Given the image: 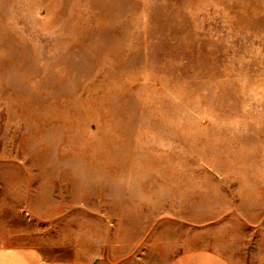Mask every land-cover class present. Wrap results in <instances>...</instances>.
Returning a JSON list of instances; mask_svg holds the SVG:
<instances>
[{"label": "rangeland", "instance_id": "374dc122", "mask_svg": "<svg viewBox=\"0 0 264 264\" xmlns=\"http://www.w3.org/2000/svg\"><path fill=\"white\" fill-rule=\"evenodd\" d=\"M0 246L264 264V0H0Z\"/></svg>", "mask_w": 264, "mask_h": 264}, {"label": "crops", "instance_id": "0c3cea01", "mask_svg": "<svg viewBox=\"0 0 264 264\" xmlns=\"http://www.w3.org/2000/svg\"><path fill=\"white\" fill-rule=\"evenodd\" d=\"M0 264H71L70 261H52L42 258L37 251L32 249L20 250L0 246ZM169 264H228L225 259L218 258L206 252L194 255H179Z\"/></svg>", "mask_w": 264, "mask_h": 264}]
</instances>
